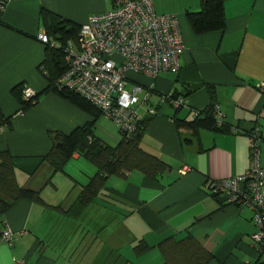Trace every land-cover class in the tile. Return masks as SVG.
Segmentation results:
<instances>
[{
    "label": "crops",
    "instance_id": "crops-1",
    "mask_svg": "<svg viewBox=\"0 0 264 264\" xmlns=\"http://www.w3.org/2000/svg\"><path fill=\"white\" fill-rule=\"evenodd\" d=\"M0 2L5 4L0 11V154L14 158L17 184L37 192L42 201H16L0 217V233L7 227L14 235L12 246L0 242V264L15 259L25 264H163L161 243L188 237L212 257L207 264H264V249L257 254L252 246V211L227 204L222 196L213 198L206 189L207 182L247 171L248 134L255 128L261 133L264 169V0L225 1L224 29L202 35L186 18L187 12L200 10L201 0H155L158 15L177 17L185 50L177 72L160 73L153 81L136 77L145 87L153 85L136 109L145 107L139 115L148 122L141 148L168 169L155 179L139 171L111 176L81 210L77 197L96 169L74 153L63 171L55 172L44 158L56 135L94 122L93 134L104 144L114 147L121 136H115L116 145L107 143L104 135L95 134L102 115L95 119L45 92L48 81L41 67L46 71L47 51L37 35L47 34L56 20L79 28L91 15L111 10L113 0ZM22 86L38 96L23 113L13 95ZM168 94L184 98L185 105L174 109L162 102ZM216 108L222 130L187 127L208 111L214 117ZM177 257L179 263L186 256Z\"/></svg>",
    "mask_w": 264,
    "mask_h": 264
},
{
    "label": "built area",
    "instance_id": "built-area-1",
    "mask_svg": "<svg viewBox=\"0 0 264 264\" xmlns=\"http://www.w3.org/2000/svg\"><path fill=\"white\" fill-rule=\"evenodd\" d=\"M155 0H113V8L91 15L78 32L77 44L63 49L66 70L56 80L58 90L78 95L110 119L126 137L136 130L142 119L136 106L140 96L146 101L153 85L145 87L136 77L155 80L160 73L180 67V57L185 50L179 22L173 15H158ZM5 4L0 2V11ZM37 39L51 48L58 45L47 35ZM46 75V71L41 67ZM130 85L131 89L127 90ZM22 99L36 104L35 91L27 86L22 89ZM162 102H169L174 109L185 105V99L168 94ZM149 115L153 110H148ZM216 125H223L221 113L216 108ZM250 138L249 167L237 177L207 182L211 195L224 197L227 204L249 208L256 232L251 236L257 254L264 249V169L260 165L259 142L261 133L255 128ZM90 140V139H89ZM187 168L181 170L184 174ZM14 235L9 228L0 233V242L12 246ZM14 264H25L14 260Z\"/></svg>",
    "mask_w": 264,
    "mask_h": 264
},
{
    "label": "trees",
    "instance_id": "trees-1",
    "mask_svg": "<svg viewBox=\"0 0 264 264\" xmlns=\"http://www.w3.org/2000/svg\"><path fill=\"white\" fill-rule=\"evenodd\" d=\"M227 0H201V7L198 12H187L186 18L193 32L196 35L207 34L215 31H222L225 27V18L223 13V4ZM43 16L51 19V15L43 13ZM80 28V27H79ZM78 27L70 26L66 21H54L49 25L47 37L50 36L58 44L57 48H51L46 45V54L44 68L46 69V78L48 87L45 92H54L69 103L75 105L81 110L87 112L95 119L101 116V113L90 105L83 98L67 90H58L55 87L56 80L66 70L63 49L70 45H76L79 32ZM50 40V38H49ZM51 41V40H50ZM52 42V41H51ZM22 89L15 88L13 95L20 104V111L26 112L34 105L25 102L22 99ZM175 98L176 95H173ZM38 96L36 95V103ZM205 114V113H203ZM205 119L196 118L193 122L186 124L193 130L214 129L222 130V127L216 125L213 114L206 112ZM93 123H88L83 127L77 128L69 135H56V142L51 150L45 156L44 160L50 164L55 172L63 171L74 153H79L92 165L96 171L83 186L82 191L77 197L76 205L78 210L85 208L99 195L105 185L106 180L111 176H123L125 173L139 171L147 178L155 179L164 173L168 167L157 157L148 154L141 148V138L143 131L148 123L146 119H141L136 124L134 133L126 137L120 133L121 140L111 147L104 144L93 134ZM178 127V125H177ZM90 139V140H89ZM14 158L8 153L0 154V217H2L11 207L12 203L19 200L35 201L41 204L39 194L33 190L21 187L16 182ZM213 198L219 195H211ZM223 202V201H222ZM144 249L148 247L144 244ZM139 248L138 251H143ZM160 248L164 257L163 264H207L212 257L201 248L198 243L188 237L180 242L166 240L161 243ZM186 256L174 261L177 256Z\"/></svg>",
    "mask_w": 264,
    "mask_h": 264
},
{
    "label": "rangeland",
    "instance_id": "rangeland-1",
    "mask_svg": "<svg viewBox=\"0 0 264 264\" xmlns=\"http://www.w3.org/2000/svg\"><path fill=\"white\" fill-rule=\"evenodd\" d=\"M130 89H131V86L128 85L127 90H130ZM141 98H142V96H140V99ZM144 109H145V107L141 106V110L139 112L140 115L144 113ZM138 110H139V108H138ZM97 133L100 135H104L103 137H105V140L107 141V143L112 144L113 146L116 145L118 142V141L116 142L114 140L115 136L117 135L120 138L118 128L114 125V123L110 119H108L104 115L99 117L98 125L95 126V134H97ZM68 168H69V166H68ZM81 179H82L81 175H77L75 178V180L77 182H79Z\"/></svg>",
    "mask_w": 264,
    "mask_h": 264
},
{
    "label": "bare ground",
    "instance_id": "bare-ground-1",
    "mask_svg": "<svg viewBox=\"0 0 264 264\" xmlns=\"http://www.w3.org/2000/svg\"><path fill=\"white\" fill-rule=\"evenodd\" d=\"M80 29V28H79ZM46 35V34H45ZM24 87V86H23Z\"/></svg>",
    "mask_w": 264,
    "mask_h": 264
}]
</instances>
